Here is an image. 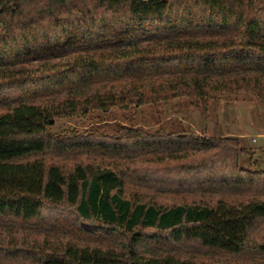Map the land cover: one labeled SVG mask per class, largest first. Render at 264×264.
I'll return each instance as SVG.
<instances>
[{
    "label": "trees",
    "instance_id": "trees-1",
    "mask_svg": "<svg viewBox=\"0 0 264 264\" xmlns=\"http://www.w3.org/2000/svg\"><path fill=\"white\" fill-rule=\"evenodd\" d=\"M240 92L264 104V0H0V264H264L238 137L49 129Z\"/></svg>",
    "mask_w": 264,
    "mask_h": 264
},
{
    "label": "rangeland",
    "instance_id": "rangeland-1",
    "mask_svg": "<svg viewBox=\"0 0 264 264\" xmlns=\"http://www.w3.org/2000/svg\"><path fill=\"white\" fill-rule=\"evenodd\" d=\"M118 126L146 131L159 128L165 131L178 130L207 137L235 136L248 150L241 157V165L244 168L264 170V104L252 94L240 92L212 100L208 111L189 98L128 110L119 107L108 112L96 110L85 116L58 118L49 129L57 135L89 136L95 133L111 135ZM11 224V221L0 220V225ZM0 231L4 234L9 232L4 228ZM215 258L224 261L221 254Z\"/></svg>",
    "mask_w": 264,
    "mask_h": 264
}]
</instances>
